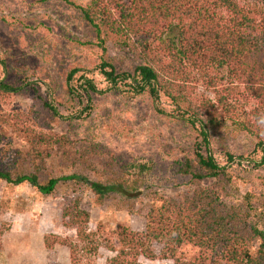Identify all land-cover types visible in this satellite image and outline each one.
Returning a JSON list of instances; mask_svg holds the SVG:
<instances>
[{
	"label": "trees",
	"instance_id": "obj_1",
	"mask_svg": "<svg viewBox=\"0 0 264 264\" xmlns=\"http://www.w3.org/2000/svg\"><path fill=\"white\" fill-rule=\"evenodd\" d=\"M60 1L94 30L101 55L91 69L72 65L65 72L61 85L53 89L62 94L53 98L56 106L65 107L74 123H84L89 116L81 114L87 109L81 107L85 98L102 92L89 74L99 75L108 85L107 91L124 99L162 96L172 107L189 114L187 124L195 133L191 148L180 151L182 157L170 164L173 175L188 180L184 192L171 197L152 193L159 205L147 212L143 233L118 227L115 247L108 239L99 237L98 241L96 234L87 232L84 222L89 215L79 208L78 201L64 211L65 226L75 231L80 243L87 242L83 252L91 256L104 247L114 253L108 264H140L141 257L173 264H264V202L252 206L257 195L248 193L243 207L225 203L232 170L215 160L210 130L224 127L226 117L208 100L201 105L205 114L201 117L188 103L187 94V83L196 77L208 78L210 86L227 79L230 99L218 94V105L228 114L232 128L253 140L249 155L261 153L260 161L254 163L250 157V163L256 170L264 168V0H90L86 5ZM107 43L126 51L136 65L127 70L114 65ZM7 63L0 60L11 73V68H18ZM28 78L22 76L20 83ZM33 84L38 89L39 85ZM237 86L243 88L245 102L254 101L250 111L237 97ZM20 88L0 80V98L17 94ZM41 107L51 113L53 122L60 120L53 103L44 101ZM16 129L24 134L29 151L24 155L15 151V158L0 155V181L12 185L27 182L44 196L52 194L61 180L83 183L97 205L110 194L134 200L142 196L154 170L153 162L144 160L120 167L113 156L99 152L89 141L74 143L50 128L42 132ZM224 155L227 163L235 158L227 151ZM52 156L96 180L71 174L41 184L38 174ZM4 160L10 163L5 165ZM21 164L28 172L18 169ZM258 178L264 183V176ZM153 243L163 246L158 257L151 249ZM44 245L50 249L53 242L44 238ZM69 250L73 262V248ZM191 251L197 253L188 259Z\"/></svg>",
	"mask_w": 264,
	"mask_h": 264
},
{
	"label": "rangeland",
	"instance_id": "obj_2",
	"mask_svg": "<svg viewBox=\"0 0 264 264\" xmlns=\"http://www.w3.org/2000/svg\"><path fill=\"white\" fill-rule=\"evenodd\" d=\"M71 1L86 5L90 0ZM106 45L114 65L123 70L136 65L126 51L109 43ZM100 55L94 30L60 0H0V60L18 67L11 68V73L1 64L0 80L15 87L21 85L17 94L0 98V155L15 158V151L28 154L30 145L16 127H29L38 132L50 128L71 142L89 141L97 146L99 152L113 156L120 167L141 160L154 164L142 196L127 200L110 194L101 205L96 204V197L88 187L77 181L60 180L48 196L40 194L27 182L12 185L0 181V264H108L114 253L100 247L96 254L86 255L82 247L87 242L80 243L75 231L65 226L68 219L63 215L64 211L78 201L79 208L89 215L88 222H84L87 232L96 234L98 241L99 237L108 239L116 247L115 231L118 227L144 232L147 212L159 205L153 200L152 193L171 197L184 192L188 180L173 175L170 164L173 159L182 157L183 152L180 151L192 146L195 133L187 124L189 114L175 109L162 96L158 99L144 96L124 99L117 92L107 91L108 85L99 75L91 74L89 77H93L96 89L102 92L85 98L81 107L87 109L81 114L82 117L89 116L84 123H74L70 112L54 103L53 98L62 94L53 92V89L61 85L65 72L72 65L91 69ZM22 76H28L29 81L20 83ZM195 79L187 83L188 103L192 109L205 117L201 105L208 100L226 117L224 127L210 130L215 160L232 170L231 182L226 186L229 196L225 203L243 207L245 195L251 193L257 195L252 206H260V201L264 202V183L258 176H264V168L256 170L248 159L251 157L254 163L255 160L260 161L261 153L249 155L254 148L253 140L232 128L228 114L216 100L218 94L230 99L231 83L225 79L210 86L208 78ZM33 83L39 85L38 89ZM235 93L246 104V111H250L254 101L245 102L246 96L240 86ZM42 99L58 107L61 118L57 123L51 119L50 112L42 109ZM225 151L234 155L232 163H227ZM4 163L10 162L4 160ZM23 165H17L22 166L18 169L28 172ZM85 172L77 166H66L59 157L52 156L44 163L38 178L41 184L48 179L71 174L96 180ZM6 234L9 236L2 237ZM44 238L53 242L50 249L45 247ZM69 247L73 248L75 255L73 262ZM162 247L155 243L151 245L157 257ZM194 253L197 252L191 251L187 258ZM138 262L173 264L170 260L143 257Z\"/></svg>",
	"mask_w": 264,
	"mask_h": 264
},
{
	"label": "crops",
	"instance_id": "obj_3",
	"mask_svg": "<svg viewBox=\"0 0 264 264\" xmlns=\"http://www.w3.org/2000/svg\"><path fill=\"white\" fill-rule=\"evenodd\" d=\"M9 236V234H6V235H4V236H2V237H8Z\"/></svg>",
	"mask_w": 264,
	"mask_h": 264
}]
</instances>
